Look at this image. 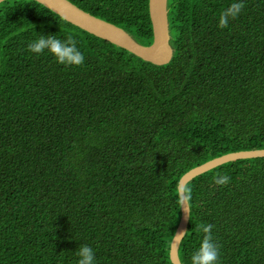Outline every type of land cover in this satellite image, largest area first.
<instances>
[{"label": "trees", "instance_id": "16d2710c", "mask_svg": "<svg viewBox=\"0 0 264 264\" xmlns=\"http://www.w3.org/2000/svg\"><path fill=\"white\" fill-rule=\"evenodd\" d=\"M149 46L150 0H69ZM168 0L170 64L156 66L33 0L0 4V264H172L178 186L226 154L264 149V0ZM71 33L81 66L27 45ZM228 175L226 185L213 177ZM181 243L211 223L218 264H264V158L197 177Z\"/></svg>", "mask_w": 264, "mask_h": 264}, {"label": "water", "instance_id": "95a60500", "mask_svg": "<svg viewBox=\"0 0 264 264\" xmlns=\"http://www.w3.org/2000/svg\"><path fill=\"white\" fill-rule=\"evenodd\" d=\"M9 0H0V4ZM48 10L60 16L66 22L83 31L107 41L145 62L156 66H165L171 63L174 57V48L171 45L169 24L168 0H150L149 12L153 27V42L145 46L137 42L127 31L85 12L69 0H33ZM264 158V149L242 151L223 155L186 173L180 180L178 189L186 187L190 182L218 167L240 160ZM181 220L175 236L171 242L170 260L172 264H182L179 249L184 240L190 223V205H181Z\"/></svg>", "mask_w": 264, "mask_h": 264}, {"label": "clouds", "instance_id": "9594fccd", "mask_svg": "<svg viewBox=\"0 0 264 264\" xmlns=\"http://www.w3.org/2000/svg\"><path fill=\"white\" fill-rule=\"evenodd\" d=\"M244 7L243 0L231 3L220 13L218 27L227 28L229 21L236 19ZM27 47L30 52L37 55L47 50L57 63L65 66H81L85 61V56L77 47V41L71 33L63 40L57 38L56 35H40L38 39L30 42ZM213 181L217 185H226L230 181V177L226 174L217 173L213 177ZM178 193L181 205L188 206V202L191 200V188L181 187L178 189ZM213 228L214 225L211 223L197 225V230L204 235L198 249L191 256V264H218L220 246L214 240ZM76 254L79 258L77 264H95V253L90 246L80 245Z\"/></svg>", "mask_w": 264, "mask_h": 264}]
</instances>
